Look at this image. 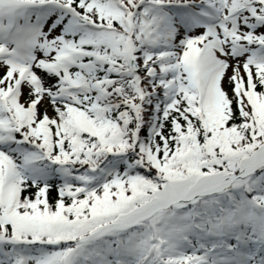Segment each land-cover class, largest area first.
<instances>
[{
    "label": "snow or ice",
    "instance_id": "6c2138e0",
    "mask_svg": "<svg viewBox=\"0 0 264 264\" xmlns=\"http://www.w3.org/2000/svg\"><path fill=\"white\" fill-rule=\"evenodd\" d=\"M0 264H264V0H0Z\"/></svg>",
    "mask_w": 264,
    "mask_h": 264
}]
</instances>
